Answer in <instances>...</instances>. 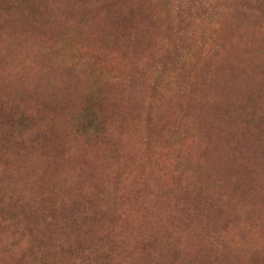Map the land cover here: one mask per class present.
Instances as JSON below:
<instances>
[{
	"label": "rangeland",
	"instance_id": "1",
	"mask_svg": "<svg viewBox=\"0 0 264 264\" xmlns=\"http://www.w3.org/2000/svg\"><path fill=\"white\" fill-rule=\"evenodd\" d=\"M0 264H264V0H0Z\"/></svg>",
	"mask_w": 264,
	"mask_h": 264
}]
</instances>
